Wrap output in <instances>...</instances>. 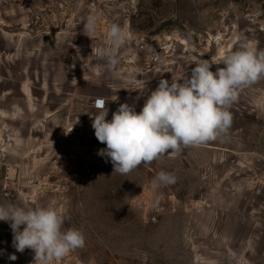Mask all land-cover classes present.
I'll use <instances>...</instances> for the list:
<instances>
[{
  "label": "rangeland",
  "instance_id": "1",
  "mask_svg": "<svg viewBox=\"0 0 264 264\" xmlns=\"http://www.w3.org/2000/svg\"><path fill=\"white\" fill-rule=\"evenodd\" d=\"M113 23L128 34L115 78L95 53ZM242 43L264 50V0H0V205L64 210L85 245L58 264H264V79L239 93L226 138L127 175L109 161L83 184L68 139L76 128L84 149H105L97 99L109 121L121 103L139 113L160 79ZM160 171L176 183L153 189ZM12 241L0 221V264H33Z\"/></svg>",
  "mask_w": 264,
  "mask_h": 264
},
{
  "label": "clouds",
  "instance_id": "2",
  "mask_svg": "<svg viewBox=\"0 0 264 264\" xmlns=\"http://www.w3.org/2000/svg\"><path fill=\"white\" fill-rule=\"evenodd\" d=\"M96 27L97 17L89 15L84 32L95 33ZM127 41V29L113 23L104 46L95 50L97 58L105 61L104 70L114 78L120 75L118 66ZM194 64L190 77L184 74L171 82L160 79L139 113L133 105L121 103L109 121L106 102L97 99V113L90 115L92 128L97 140L106 144L98 155L110 159L115 173L127 175L141 165L178 155L185 148L226 138L233 124L230 109L239 93L264 79V50L249 43H242L219 60L198 59ZM213 64L224 66L213 72ZM176 180L174 174L160 171L152 187L169 186ZM0 221L10 224L17 252H34L33 264H58L85 245L79 229H64L65 212L55 206L0 205ZM16 258L9 256L13 261Z\"/></svg>",
  "mask_w": 264,
  "mask_h": 264
},
{
  "label": "built area",
  "instance_id": "3",
  "mask_svg": "<svg viewBox=\"0 0 264 264\" xmlns=\"http://www.w3.org/2000/svg\"><path fill=\"white\" fill-rule=\"evenodd\" d=\"M95 109L97 110L96 107ZM68 139L69 142L79 150V152L81 151L79 155L85 163L83 165V184L95 180L97 177H99L101 170L105 167L106 163L110 161V159L98 155V150L95 147L89 151L84 149V145L81 140L82 133L76 128H72L69 131ZM91 152H95V156L92 155Z\"/></svg>",
  "mask_w": 264,
  "mask_h": 264
}]
</instances>
